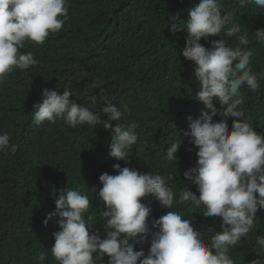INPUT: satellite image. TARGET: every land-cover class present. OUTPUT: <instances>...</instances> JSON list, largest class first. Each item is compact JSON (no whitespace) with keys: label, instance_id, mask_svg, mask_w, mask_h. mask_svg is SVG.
Listing matches in <instances>:
<instances>
[{"label":"trees","instance_id":"obj_1","mask_svg":"<svg viewBox=\"0 0 264 264\" xmlns=\"http://www.w3.org/2000/svg\"><path fill=\"white\" fill-rule=\"evenodd\" d=\"M199 0H67L68 19L63 28L51 33L42 45L25 41L22 52H32L39 61L27 70L14 69L0 84V133L7 132L10 144L18 145L15 154L0 152V264H58L51 254L53 233L59 231L55 220L47 226L46 214L55 211L54 196L60 189L79 188L91 204L85 218L93 217L92 231L106 238L105 221L98 215L105 205L98 198L102 188L100 175H116L113 165L130 167L147 174L161 175L173 187L175 200L171 209L162 208L152 197L142 203L151 209L149 222L168 211H176L210 238L222 230V218L204 217L203 206L191 201L179 203L180 189L187 187L199 195L185 173L197 164V151L190 143L188 117L198 118L204 105L196 101L198 82L194 63L182 56L186 32L173 34L169 16L179 13L181 20ZM223 11L232 12L233 23L247 30L253 52L250 68L264 72V45L254 36L264 28V10L254 4L239 7L238 0H222ZM221 37L201 39L206 48ZM235 47L236 37L227 38ZM244 47V46H242ZM239 74V73H238ZM253 92L246 85L240 89L244 103V122L264 133V78ZM95 85V87H93ZM66 88L76 100L94 112L104 106L107 97L117 106L127 104L119 123L137 124L138 140L129 151V161H117L109 155L111 134L102 125H79L72 128L63 118L42 127L32 124L34 105L42 99V90ZM95 95L93 104L89 96ZM214 106L219 111L218 102ZM222 119L217 115L213 122ZM233 118L228 117L229 131ZM106 121L107 116L101 115ZM116 122H113L115 126ZM181 141L169 161L166 149ZM174 179L168 181V177ZM155 231V229L153 230ZM264 237V209H259L247 237L231 246L229 256L234 264H250L264 257L256 237ZM147 240L130 241L135 251L148 254ZM45 260H39L40 253ZM213 254H215L213 250ZM105 255L102 264H107ZM139 264V262H138Z\"/></svg>","mask_w":264,"mask_h":264},{"label":"clouds","instance_id":"obj_2","mask_svg":"<svg viewBox=\"0 0 264 264\" xmlns=\"http://www.w3.org/2000/svg\"><path fill=\"white\" fill-rule=\"evenodd\" d=\"M247 4L264 10V0H238L241 8ZM223 8L222 0H199L188 10L186 20L177 13L169 16L168 24L173 34L187 33L182 56L194 63L199 85L195 100L204 105L198 118H187L189 131L185 133L198 149V159L184 175L199 195L184 187L178 202L191 201L195 207L205 208L204 217L222 218V230L206 239L192 219L176 211L149 222L152 209L141 200L152 197L162 208L171 209L176 198L173 187L159 174L121 168L117 163L113 165L116 175L104 173L99 177L102 188L98 198L105 210L98 215L105 221L106 238L92 231V216L85 218L91 204L88 195L73 188L60 189L58 197L54 196L55 211L47 213L43 223L47 226L55 220L58 225L51 249L58 264H102L105 255L107 264H234L229 248L248 236L257 211L264 209V133L258 134L252 124L243 121L240 107L244 103L240 89L246 85L257 91L264 72L251 70L253 52L246 47L250 43L248 32H242L241 26L232 22V12L225 13ZM67 19V0H0V84L14 69L27 70L39 63L32 52L21 51L26 40L42 45L51 33L63 28ZM218 36L221 38L213 40L210 48L200 43L201 39ZM254 36L264 45V28L257 29ZM231 37L238 41L235 47L229 45L227 38ZM71 97L67 88L62 94L43 89L42 99L33 106V126L54 123L58 117L72 128L102 125L111 134L110 157L128 163L129 151L138 140L137 124L118 122L129 111L128 105L117 106L102 96L104 106L94 112ZM89 99L93 104L99 102L95 95ZM101 115L107 120L102 121ZM217 115L222 119L214 123ZM228 117L240 118L233 119L231 131ZM18 147L10 144L7 132L0 133V152L15 154ZM180 147L181 141L167 147L169 161H177L175 154ZM173 179L168 177V181ZM149 236L148 254L135 251L130 241L147 240ZM256 244L264 249V237L257 236ZM39 260H45V253H40ZM250 264H264V257Z\"/></svg>","mask_w":264,"mask_h":264}]
</instances>
